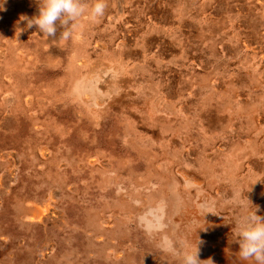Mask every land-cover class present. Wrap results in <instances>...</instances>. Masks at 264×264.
Wrapping results in <instances>:
<instances>
[{
	"label": "rangeland",
	"instance_id": "rangeland-1",
	"mask_svg": "<svg viewBox=\"0 0 264 264\" xmlns=\"http://www.w3.org/2000/svg\"><path fill=\"white\" fill-rule=\"evenodd\" d=\"M36 2L0 10V238L11 207L32 250L0 264H179L165 241L244 264L231 218L264 217V0H105L54 37L20 20ZM35 157L45 188L28 192L18 173Z\"/></svg>",
	"mask_w": 264,
	"mask_h": 264
},
{
	"label": "clouds",
	"instance_id": "clouds-1",
	"mask_svg": "<svg viewBox=\"0 0 264 264\" xmlns=\"http://www.w3.org/2000/svg\"><path fill=\"white\" fill-rule=\"evenodd\" d=\"M4 0H0V10L3 9ZM38 13L32 17L22 15L21 21H25L26 28L35 26L37 31L47 37H54L58 26L66 27L74 24L86 12L94 19L103 17L105 13V0H92L91 4L86 0H37ZM72 35L71 31H64L62 39L67 40ZM230 203L238 208H245L244 199L234 197ZM207 213H215L208 211ZM206 213V214H207ZM216 214V213H215ZM141 222L143 218H141ZM234 227L232 229V242L238 244L236 255L244 264H264V217L254 213L240 215L232 218ZM147 231H154V228H146ZM199 243L195 251L191 246H185L182 251L177 249L171 242L165 241L162 251L176 256L179 264H200Z\"/></svg>",
	"mask_w": 264,
	"mask_h": 264
},
{
	"label": "water",
	"instance_id": "water-1",
	"mask_svg": "<svg viewBox=\"0 0 264 264\" xmlns=\"http://www.w3.org/2000/svg\"><path fill=\"white\" fill-rule=\"evenodd\" d=\"M44 67H46L45 65H43V69H45ZM24 97V94L22 95V98ZM34 100L32 99H23V109L20 111L21 113H19L20 115V119H22L24 121V123L26 124V126L31 127L32 125V120L33 118H35L31 111L34 109ZM68 107V106H67ZM68 109H70L71 111L73 110V112L75 111L74 107L69 106ZM7 112V115L11 116L10 113H13L12 108H7L6 110H4V112ZM38 156V155H37ZM39 157V156H38ZM38 157H35V159L29 160V159H25L21 161L20 164V171L18 173V180L20 181V183H22V185L24 186V188L28 191V192H35L39 189H41V187L45 188L43 183H44V179L42 178V176H40V171L38 169V165L39 162H44V161H38ZM46 163V162H44ZM4 184L7 185L8 182H10V180L12 179V176L10 174H8L5 178H4ZM40 183L41 187L38 186V184ZM38 192V191H37ZM3 198V205H6L7 203L10 205V196H2ZM9 200V201H8ZM9 207V206H8ZM12 215L14 216V237L10 240V241H4L3 239L0 238V252L3 251V249L5 250H14L16 252H22V254H24V256L27 254H32V250L30 249V251L28 252V247L31 244V240H30V223L29 222H25L18 214V212L10 207L9 210ZM36 257L38 258V254H36Z\"/></svg>",
	"mask_w": 264,
	"mask_h": 264
},
{
	"label": "bare ground",
	"instance_id": "bare-ground-1",
	"mask_svg": "<svg viewBox=\"0 0 264 264\" xmlns=\"http://www.w3.org/2000/svg\"><path fill=\"white\" fill-rule=\"evenodd\" d=\"M225 1V0H224ZM35 2V1H34ZM20 3V2H19ZM37 3V2H36ZM12 5V4H11ZM36 5V4H35ZM170 8V7H169ZM185 9H187V8H185ZM232 10V9H231ZM126 11V10H125ZM227 12V11H226ZM225 12V13H226ZM195 14V13H194ZM28 15H29V13H28ZM32 15V14H31ZM31 15H29V16H31ZM176 15V14H175ZM174 15V16H175ZM222 16V15H221ZM107 17V16H106ZM212 18V17H211ZM144 21V20H143ZM208 21V20H207ZM106 22V21H105ZM219 23V22H218ZM228 23V22H227ZM190 24V23H189ZM194 24V23H193ZM118 25V24H117ZM198 26V25H197ZM215 27V26H214ZM222 27V26H221ZM198 30V29H197ZM74 31H76V30H74ZM217 31H219L218 29H217ZM220 32V31H219ZM218 32V33H219ZM137 33V32H136ZM240 33H242V32H240ZM76 34V33H75ZM108 35H110V34H108ZM76 37V36H75ZM155 37V36H154ZM226 37V36H225ZM260 37V36H259ZM261 38V37H260ZM97 42H99V41H97ZM77 43V42H76ZM138 43V42H137ZM168 43V42H167ZM140 44V43H139ZM166 44V43H165ZM81 46V45H80ZM168 46V45H167ZM174 47V46H173ZM231 47V46H230ZM76 48V47H75ZM79 50V49H78ZM172 51V50H171ZM84 52V51H83ZM180 52V51H179ZM229 52V51H228ZM230 53V52H229ZM235 53V52H234ZM165 54V53H164ZM231 54H233V53H231ZM96 56V55H95ZM53 58V57H52ZM97 58V57H96ZM51 60V59H50ZM208 61V60H207ZM31 62V61H30ZM199 62V61H198ZM209 62V61H208ZM200 64V63H199ZM163 66V65H162ZM207 67V66H206ZM262 68V67H261ZM109 70V69H108ZM202 71V70H201ZM247 71V70H246ZM100 72V71H99ZM110 72V71H109ZM211 72V71H210ZM95 73V72H94ZM101 73V72H100ZM206 73H207V71H206ZM109 74V73H108ZM9 75V74H8ZM78 75V74H77ZM80 75V74H79ZM93 76V75H92ZM177 77V76H176ZM181 77V76H180ZM106 78V77H105ZM237 81H238V79H237ZM222 82V81H221ZM110 83V82H109ZM142 83V82H141ZM178 84V83H177ZM106 86V85H105ZM151 86V85H150ZM149 86V87H150ZM156 87V86H155ZM226 87V86H225ZM104 88V87H103ZM183 88V87H182ZM228 88V87H227ZM155 89V88H154ZM181 89V88H180ZM105 90V89H104ZM226 90V89H225ZM50 93V92H49ZM158 94V93H157ZM126 95V94H125ZM243 99H245V98H243ZM116 100V99H115ZM248 101V100H247ZM164 106V105H163ZM229 107H230V105H229ZM152 109V108H151ZM155 111V110H154ZM261 113V112H260ZM226 121H228V120H226ZM263 122V121H262ZM258 126V125H257ZM235 128H237V127H235ZM167 130V129H166ZM168 131V130H167ZM235 132V131H234ZM236 133V132H235ZM237 134V133H236ZM241 136V135H240ZM224 139V138H223ZM214 144V143H213ZM191 146V145H190ZM224 146V145H223ZM234 146V145H233ZM226 148H228V147H226ZM164 149V148H163ZM196 150V149H195ZM178 152V151H177ZM172 153V152H171ZM210 153V152H209ZM220 154V153H219ZM228 154V153H227ZM144 156V155H143ZM159 157V156H158ZM170 158V157H169ZM171 159V158H170ZM103 160H105V159H103ZM212 161V160H211ZM210 161V162H211ZM161 164V163H160ZM210 164H213L212 162L210 163ZM162 166V165H161ZM207 166V165H206ZM246 168V167H245ZM180 170V169H179ZM148 171V170H147ZM189 171V170H188ZM219 171V170H218ZM150 172V171H149ZM185 172V171H184ZM183 172V173H184ZM152 173V172H151ZM160 173H162V172H160ZM264 173V172H263ZM141 175H142V173H141ZM149 175V174H148ZM168 175H170V174H168ZM120 176V175H119ZM143 176H144V174H143ZM134 177V176H133ZM142 177V176H141ZM161 177V176H160ZM179 177V176H178ZM201 177V176H200ZM204 178V177H203ZM181 179V178H180ZM212 179V178H211ZM171 181H172V178H171ZM193 181V180H192ZM203 181V180H202ZM144 182V181H143ZM150 182V181H149ZM206 182V181H205ZM132 184V183H131ZM136 184V183H135ZM149 184V183H148ZM138 185V184H137ZM129 186V185H128ZM133 186V185H132ZM140 186V185H139ZM169 186V185H168ZM229 186V185H228ZM135 187V186H134ZM161 187H162V185H161ZM170 187V186H169ZM129 189V188H128ZM141 189V188H140ZM143 189V188H142ZM170 189V188H169ZM245 189V188H244ZM254 189V188H253ZM144 191H146V190H144ZM209 191V190H208ZM231 191H233V190H231ZM121 192V191H120ZM136 192V191H135ZM234 192V191H233ZM140 193V192H139ZM204 193V192H203ZM262 193V192H261ZM135 194V193H134ZM141 195H143V194H141ZM150 195V194H149ZM188 195H190V194H188ZM129 196V195H128ZM132 197V196H131ZM151 197V196H150ZM171 197V196H170ZM148 198V197H147ZM132 200V199H131ZM149 200V199H148ZM160 201V200H159ZM118 202V201H117ZM160 203V202H159ZM127 204V203H126ZM143 204V203H142ZM154 204V203H153ZM162 204V203H161ZM190 204H191V202H190ZM120 205V204H119ZM229 205H231V204H229ZM121 206V205H120ZM138 206V205H137ZM156 207V206H155ZM159 207V206H158ZM144 208V207H143ZM173 208V207H172ZM130 209V208H129ZM157 209V208H156ZM241 209V208H240ZM120 210V209H119ZM122 210V209H121ZM131 210V209H130ZM144 211V210H143ZM132 212V211H131ZM228 212V211H227ZM144 213V212H143ZM222 213V212H221ZM226 213V212H225ZM131 214V213H130ZM138 214V213H137ZM136 214V215H137ZM133 216V215H132ZM140 216H141V214H140ZM139 216V217H140ZM231 216V215H230ZM137 217V216H136ZM142 217V216H141ZM133 218V217H132ZM137 218H135V220H136ZM139 219V218H138ZM147 219V218H146ZM177 219V218H176ZM232 219V218H231ZM150 220V219H149ZM141 222V221H140ZM144 223V222H143ZM101 224V223H100ZM122 224V223H121ZM136 225H137V223H136ZM159 225V224H158ZM99 230H101V227H100V229ZM103 231V230H102ZM148 232V231H147ZM155 232V231H154ZM156 234V233H155ZM159 235V234H158ZM163 236V235H162ZM154 238V237H153ZM152 238V239H153ZM159 240V239H158ZM163 242V241H162ZM176 248V247H175ZM146 251V250H145ZM120 252V251H119ZM124 254V253H123ZM133 254V253H132ZM164 254V253H163ZM130 255V254H129ZM128 255V256H129ZM124 259V258H123Z\"/></svg>",
	"mask_w": 264,
	"mask_h": 264
}]
</instances>
